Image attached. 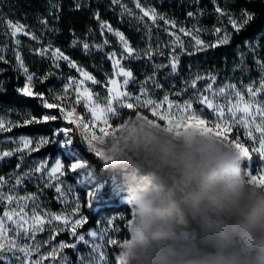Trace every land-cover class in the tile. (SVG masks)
Returning <instances> with one entry per match:
<instances>
[{"label": "trees", "instance_id": "1", "mask_svg": "<svg viewBox=\"0 0 264 264\" xmlns=\"http://www.w3.org/2000/svg\"><path fill=\"white\" fill-rule=\"evenodd\" d=\"M141 1L153 5L160 12L185 17L184 0ZM217 1L223 6H229L236 16L244 12L252 14L253 21L239 32L232 28L231 39L227 45L208 47L199 52H196L193 47L187 49V52H194V54L180 56L177 73L171 72L169 64L170 54H176L173 52L172 40L168 39L167 32L134 24L128 14H122V9L114 5L112 0H6L5 6L12 19L21 21L34 30L38 29V32H42V40L58 46L72 60L89 70L99 81L96 86L103 90L113 75V64L108 53L115 49L116 43L115 40L109 45L102 43L100 22L107 21L114 28L121 30L139 53L138 58L134 56L124 59V65L134 76L129 84L131 91H138L143 84L148 89V93L155 98H162L167 94L171 98L188 100L194 95L193 88L187 87L182 95H176V93L186 87L185 81L190 82L196 75L207 77L209 74H217L223 79H234L233 76H236L238 80H243L245 72L250 76L257 75V60L264 62V0ZM201 2L203 3V0ZM205 3L203 5L214 12L216 4L214 2L210 4L208 1ZM97 13H99V20L96 18ZM74 40L77 41L75 45ZM85 42L90 45L87 51L83 48ZM249 44L256 46L254 52L249 49ZM96 45L104 46L97 48ZM149 48L152 50L151 60L145 55ZM241 53L245 54L244 64L247 71L240 67ZM154 65H165V67L156 69ZM0 66L3 67V70H0V115L10 117L16 125L9 130V133L47 137L49 143L32 151V156L51 159L60 156L65 163L66 178L72 187L74 195L72 197L75 199L67 202L64 193L61 197L55 187H45L44 181L41 182L37 178L38 175L31 179L25 178V188L40 197L44 206L55 211L68 209L69 203H72V207L79 204L78 213L87 217V223L77 229L78 233L98 228L106 217L112 215L122 216L116 223L127 233L128 228L124 222L126 223L132 217L133 211L127 199V189L120 181L122 172L113 169L102 156L95 155L87 146L79 127L64 121L58 109H45L38 98L19 93L17 89L23 86L25 80L18 70L6 67V64H0ZM62 67L65 75L75 74L74 68L66 64ZM153 76L156 82L162 85L161 88H156L151 81L144 84L147 78ZM206 80L198 81L196 88L201 90ZM53 82L55 78L52 76L37 86V91L44 93V96L51 101L53 98L49 89ZM197 107L200 108V106ZM49 111L58 116L57 121L24 124L25 119L35 116L37 120H40ZM63 128L71 129L68 138L72 139L64 147L58 142L64 136L63 132L58 130ZM77 160L82 162V166L69 170L70 164ZM17 164L19 160L16 156L0 159V176L12 173L17 168ZM89 191L95 193L90 206L86 196ZM63 240L69 244L76 242L70 237L68 230L56 233L53 239L55 243ZM63 251L69 257L71 264H78V254L91 255V248L83 243H80L76 250L65 248ZM0 264H3V261H0ZM111 264H117L114 256H111Z\"/></svg>", "mask_w": 264, "mask_h": 264}, {"label": "clouds", "instance_id": "2", "mask_svg": "<svg viewBox=\"0 0 264 264\" xmlns=\"http://www.w3.org/2000/svg\"><path fill=\"white\" fill-rule=\"evenodd\" d=\"M119 145L106 159L133 211L121 264H264V184L229 142L141 117Z\"/></svg>", "mask_w": 264, "mask_h": 264}, {"label": "snow or ice", "instance_id": "3", "mask_svg": "<svg viewBox=\"0 0 264 264\" xmlns=\"http://www.w3.org/2000/svg\"><path fill=\"white\" fill-rule=\"evenodd\" d=\"M112 3L121 4V0H112ZM136 8L140 10L142 15L138 17V19L143 20L144 17H148L153 23L157 21V19L164 20L163 15H158L154 8H144L139 3V0H135ZM79 7V5H77ZM122 14L127 13L131 15V10L128 9L125 5L121 4ZM216 12L223 15L222 10L217 7ZM194 14L192 12L188 13V16L191 17ZM96 18L99 20V13L96 14ZM254 17L252 14L248 12L242 13V19L237 21V19L229 17V23L232 27L239 32L246 25H248L251 21H253ZM46 23V21H42ZM165 24H171L172 27H175V21L165 20ZM8 26L12 29V35L15 36L18 32H23L25 35H28L27 32L24 31V26L19 23H13L8 21ZM107 29L108 32L116 35L120 43L123 46L124 52L127 53L125 57L123 54L121 58H115V53H109V59L112 60L113 68L115 71V76L123 77V84L121 85L119 81L115 78H112L108 81L110 87H108L109 97L106 105L101 106L96 102L94 98V94L85 87L86 81H91L93 84L99 83L95 79L93 75L79 68L75 61H72L70 57L64 55L63 52L59 48L51 50L50 47L37 49V52L44 56L51 50V55L53 57V63L56 67H59L58 61H66L70 68H76V70L80 73L82 79L79 81L75 80L72 77L68 78V83L63 86V94H56L53 97V102H49L47 98H45L44 93L34 92V74H29L28 69L24 67L23 60L17 53L16 59L18 62V66L23 70V73L26 77L25 83L23 87L18 88L17 91L24 96L27 97H36L42 101V106L45 109H58L60 113V117L64 121H68L72 125H78L81 129L88 128V125L84 123L79 115H73L76 112V108L73 106L81 105L87 109V111L91 114L93 124L98 123L100 125L99 131L102 135L96 136L93 134L92 138H89L88 134L82 133L84 135V139L87 142V146L90 148L92 152L97 156H102L103 153L98 150L94 141H101L104 138L103 133H105L106 126L109 125L110 119L116 117L118 115V109H134L135 107H140L144 109H148L152 116L156 117V119H151L154 121H161L164 125L168 127L169 130L175 128L177 130L180 129H188V128H196L204 133L214 134L225 141L229 142L235 149L240 160L250 157L249 150L243 147L237 140H230L229 136L233 132V129L243 128L244 135L248 140L256 141L259 139V147L253 149L255 152H259L262 156H264V103L258 102L256 97L264 94V62L257 60V67L261 72V81L260 86L253 90L252 85H247L246 90L250 99L245 101L243 94L237 88L235 84H225L223 87L219 89H214L213 85L216 81V76L209 74L207 77L196 75L191 81H185L186 87L182 89L180 92L176 93V95H182L184 91L187 90V87L193 88L194 95L190 97L188 100L184 101L183 104L173 102L169 99V95L165 94L163 99L160 102H156L151 98H141V95H137L134 98V103L129 102L132 97L131 94L127 91H121V88H126L131 80L134 79L133 73L130 70H125V68L121 65V60L125 58H133L139 57V53L136 52L135 49L129 44L128 40L125 38L124 34L119 31H114L110 24L107 22L101 21V31ZM179 31L184 33L185 35H191L190 32H187L184 28H180ZM215 33L219 34L221 32L220 28L214 29ZM170 35L175 36V39L172 41L173 51H175V47H179L181 52L176 55L169 56V64L171 67L172 73H177L179 68L180 56L183 54L193 55L194 52H187L183 42L181 41L179 36H176L175 33H169ZM32 39H37V37L33 34ZM194 44L192 47L196 52L204 51L208 47H218L220 45H227L230 42L231 35L224 30V35L219 37L216 42L212 45L206 44L203 40L197 39L193 37ZM19 43V41H16ZM77 41H73L75 45ZM108 43L107 40L104 41L106 45ZM104 45H96L97 48H102ZM251 51H255V47L251 44L248 45ZM83 48L87 51L90 48L88 43H83ZM162 54V53H161ZM149 60L152 59V50L149 48V51L145 54ZM244 53L240 55V67H242L245 71H247V67L244 64ZM4 60V56L0 55V61ZM165 67V65H154V68L160 69ZM48 75L40 78L41 81L46 80ZM208 79L211 82L208 83L204 89V92L209 93V95H204L200 92L199 89L196 88L197 82ZM148 81H151L152 84L155 85L156 88H161L160 85L153 77H149L146 79L144 84H147ZM76 93L75 101L73 103L69 102L68 92L70 89H73ZM148 89L142 84L140 88V93L147 97ZM235 98V102H232V98ZM217 98H223L226 103H218L216 102ZM194 102L200 105V113L201 115H197L194 110ZM166 105V107H165ZM207 110L211 113L212 119L205 120L203 119V112ZM179 113V118H175V114ZM137 117H140V112L137 111ZM144 118L148 119L146 116ZM58 116L54 114H45L42 116L40 120H37L35 116H32L31 119H25L24 124L31 123H40L47 121H57ZM186 121H194V123L186 124ZM10 124V122H9ZM210 125V126H206ZM16 126V125H11ZM123 125H119V128ZM10 127L5 126V122L0 119V132L9 131ZM58 132H63L65 137L69 136L71 129L63 128L59 129ZM179 134V132H178ZM72 141L71 138L66 140H62L64 143H70ZM18 143L22 145V148H17L12 151H4L0 153V158L2 157H10L13 156L16 152H22L24 149H27L28 152L35 151L42 147L43 145L49 143L47 138L41 137L35 141V148L30 147L34 141L29 138L22 136L19 138ZM23 159V157H21ZM36 164L34 169H29L24 172L20 176H17L15 179V184L12 185V188H16L22 185L25 178L31 179L34 176L40 180H44L47 178L48 183L45 184V187H56V191L60 196H63L62 188L59 186L62 181L60 177L66 175L64 172V165L60 160H57L56 163L50 168H47V162H34ZM82 166V163L77 161L70 164L69 170H75ZM20 167V164H17V168ZM253 181L260 180L257 176H250ZM55 181V185L51 183ZM7 181L3 176H0V189L5 185ZM95 193L93 191H89L86 196L88 198V206L92 204V200ZM36 194H28L26 196H18L12 194H5L2 190H0V203L7 202V205H11L13 203L16 204V208L8 210L6 207L5 211L2 215H0V261H3V264H44L47 260L50 264H71L69 257L67 255H60L61 250L65 248H71L73 250L77 249V246L80 243H83L85 246L90 247L93 253L98 252L102 247V244L105 240L104 234H99L96 231H89L87 236L93 241V243H89V240L85 238L84 233H78L77 229L83 227L85 223H87V217L83 214L80 215L79 218L74 220L70 219V217L56 214V213H47L42 216L37 212L36 208L33 207L31 209V216L25 210L28 202L31 201L33 204L37 201ZM18 209V210H17ZM80 211V205L77 204L73 209V215ZM48 217V219H45ZM53 222H61L63 227L57 228L55 233L51 239L55 238V234L59 232H63L65 230L69 231L70 237L75 239V243H67L65 241H61L58 245H53L51 250L45 254L40 253V243L36 242L35 246L29 244H20V239H31L35 241V235L37 232L44 231L45 225H52ZM99 223V221H98ZM111 223V221H109ZM107 231L106 229L104 230ZM51 239L49 241H45V243H51ZM100 241V244L95 243V241ZM111 245H117L116 240L109 241ZM20 253L21 255H17ZM33 253H37L36 259H32ZM59 257V258H58ZM102 257V253H101ZM78 264H95V261L91 256H85L78 254Z\"/></svg>", "mask_w": 264, "mask_h": 264}, {"label": "rangeland", "instance_id": "4", "mask_svg": "<svg viewBox=\"0 0 264 264\" xmlns=\"http://www.w3.org/2000/svg\"><path fill=\"white\" fill-rule=\"evenodd\" d=\"M5 1L6 0H0V55L4 56V60L0 61V64H6V67H13L15 70H18L24 77V80H26V77L23 73V70L18 66V62L16 59L17 53L23 60L24 67L28 69L29 74H34L35 79H34V92L37 91V86L38 84L44 83L47 81V79L52 78V76L55 78V82H53L52 87L49 89L52 98L56 94H63V86L64 84L68 83V78L72 77L75 80L79 81L82 79L80 76V73L75 69V74H67L65 75L64 70L62 69V65L66 64L68 65V62L66 61H58L57 63L59 64V67H56L55 64L53 63V57L51 55V50H54L56 48H59L58 46L52 44L51 42H45L42 40V32H38V29L34 30V28L24 24L21 21L14 20L12 19L9 14L7 7L5 6ZM202 0H184L185 4V17H181L180 15L175 16L173 14H169L166 12H160L157 10L153 5L144 3L141 0H139V3L141 4L142 7L144 8H154L157 12L158 15H163L164 20L157 19L155 23H153L148 17H144L143 20L138 19L142 15L139 9L136 8L135 5V0H121V4L125 5L128 9L131 10V15L128 14L129 18H131L132 22L136 25L144 26L146 28L153 27L158 31H166L168 35V39H171L172 41L175 39V36L170 35L169 33H175L176 36H179L181 41L183 42L185 49H190L192 48V45L194 44V39L193 37L197 39L203 40L206 44L209 46L214 44L216 40L224 35V30L226 29L229 34H231V29L233 28L232 25L229 23V17L231 16L234 19H237L239 22L240 19H242V14L236 16L234 12L230 9L229 6H223L221 3H217V0H203V3L201 2ZM208 1L210 4L214 2L216 5L213 9L214 12H211L208 8H206L203 4ZM121 4H115L119 9L121 8ZM207 3H205L206 5ZM219 7L223 15L220 13L216 12V8ZM212 9V8H211ZM192 12L194 15L189 17L188 13ZM215 13V14H214ZM165 20L169 21H175V27H172L171 24H165ZM8 21L15 23H19L20 25L24 26V31L28 33V35H25L23 32H18L15 36H13L12 29L9 28L8 26ZM102 21V20H101ZM107 22V21H104ZM108 23V22H107ZM110 24V23H108ZM111 25V24H110ZM111 27L113 28L114 31H119L123 33L121 30L114 28L112 25ZM100 28H101V22H100ZM180 28H184L187 32H190L191 35H185L184 33H181L179 31ZM215 28H220L221 32L219 34L215 33L214 29ZM35 35L37 39H32V35ZM124 34V33H123ZM102 43L104 44V41L107 40L108 43L106 45L112 44L113 40H115V49L110 51L109 53H115V58L119 59L121 58L122 54L126 57L127 53L124 52L123 46L120 43L119 38L114 35L113 33H110L107 31V29H104L102 32ZM125 36V34H124ZM113 38V39H112ZM125 38L128 40V38L125 36ZM19 41L17 43L16 41ZM129 44L132 46L131 42L128 40ZM50 47V51L44 55L41 56L38 52L37 49H43ZM133 47V46H132ZM60 49V48H59ZM134 49V48H133ZM61 52L64 53V55L68 56L62 49H60ZM181 49L178 47H175V51H173L175 54H179ZM108 53V54H109ZM69 57V56H68ZM109 57V56H108ZM71 59V58H70ZM72 60V59H71ZM74 61V60H72ZM112 61V60H111ZM76 62V61H75ZM77 66L84 71H87L91 75H93L89 70H87L84 66L80 65L77 63ZM113 64V63H112ZM121 65L125 68V70H130L124 65V59L121 60ZM69 66V65H68ZM5 68V67H4ZM0 70H3V67ZM244 70V69H243ZM115 71L113 68V75L109 78H115L119 81V83L122 85L123 84V77H117L115 76ZM131 71V70H130ZM45 75H48V78L46 80L41 81L40 78L44 77ZM94 76V75H93ZM216 76V81L213 85L214 89H219L220 87H223L225 84L231 83L235 84L237 88L241 91V93L244 96L245 101H248L250 97L248 96L246 87L247 85H252L253 90L258 88L260 86V81H261V72L258 68L257 75L256 76H250L247 72H245L244 78L239 79L236 76H233L234 79L227 78L223 79V77ZM95 77V76H94ZM236 77V78H235ZM96 79V78H95ZM97 80V79H96ZM108 80V81H109ZM210 80H206L204 83L203 88L200 90L201 93L204 95H209V93L204 92V89L208 83H210ZM25 83V81H24ZM130 84V82H129ZM129 84L127 85L126 88H121V91H127L128 93L131 94L132 99L129 102L134 103V98L137 95H141V98H151L156 102H160L162 98H155L151 96L147 92V97L143 96L140 93V88L138 91L133 92L129 89ZM24 85V84H23ZM23 87V86H22ZM85 87H87L93 94L94 98L97 103H99L101 106L106 105L109 93H108V87H110V84L107 82V84L104 86V90L102 88H99L96 86V84H93L91 81H86ZM75 91H74V86L73 89H70L68 92V97H69V102L73 103L75 101ZM46 98V97H45ZM48 99V98H47ZM169 99L173 102H177L180 104H183L184 101L186 100H178L175 98L169 97ZM49 102H53L50 99H48ZM53 100V99H52ZM256 100L258 102L264 103V94H261L256 97ZM216 102L218 103H226V101L223 98H217ZM232 102H235V98H232ZM73 106L76 108V112L73 113V115H79L81 119L84 121L85 124L88 125V128L86 129H81L79 128L81 134L82 133H87L89 138H92L93 134L96 136L102 135L99 131L100 125L98 123L93 124L91 114L87 111V109L81 105H75L73 103ZM200 106L198 103L194 102V110L196 111V114L199 116L201 115L200 113V108L197 107ZM166 107V105H165ZM137 111L140 112V117L136 116ZM48 114H52L51 111L48 112ZM179 113L175 114V118H179ZM146 116L148 119L144 118ZM143 117L146 120H150L154 123H157L161 126H166L163 124V122L157 120H151V119H156V117L152 116L151 112L148 109L140 108V107H135L134 109H118V115L116 117H113L110 119V123L108 126L105 128V133H103L104 138L101 141H94V144H96L97 148L99 151L103 153L102 157L107 161L106 157L109 155L110 150H119L120 145L119 141L121 139V132L128 126L129 121L132 119H138ZM0 119H2L5 122L6 127H10V130L14 125L13 120L10 117H3L0 115ZM203 119L205 120H211L212 116L211 113L205 110L203 112ZM10 122V124H9ZM68 124L69 122L66 121ZM186 124H191L194 123V121H186ZM119 125H123L122 127L119 128ZM78 126V125H77ZM210 126V125H206ZM25 136L31 138L34 143L30 146L32 148H35V141L38 140L41 137L47 138L45 136H27V135H12L9 133V131H3L0 132V153L4 151H12L17 148H22V145L18 143L19 138ZM83 138L84 135L82 134ZM68 137H61L58 142L61 146H65L66 143L62 142V140H66ZM230 140H237L238 143H240L243 147L247 148L250 153L249 158H245L241 160L243 167L247 170V175L250 177L252 175L257 176L258 179L255 182L258 184H264V156H262L259 152L253 151V149L259 147V139L257 138L256 141H251L248 140L245 135H244V130L243 128L233 129V132L229 136ZM85 140V139H84ZM86 142V140H85ZM87 143V142H86ZM13 156H16L19 160L20 167L16 168L12 173L3 176L7 183L2 186V190L5 194H12V195H18V196H26L28 194H32V192L28 191L25 188L24 181L22 185L12 188V185L15 184V179L17 176H20L24 172L28 171L29 169H34L36 164L34 162H42L46 161L47 162V168L50 169L57 160H60L61 163L64 165V172H67L65 163L61 159L60 156L51 159L48 157H36L32 156V152H28L27 149H24L22 152H16ZM12 157V156H10ZM10 157H2L0 159H5V158H10ZM23 157V159H21ZM78 161V160H77ZM73 161V162H77ZM72 162V163H73ZM81 162V161H79ZM82 163V162H81ZM39 176V174H37ZM252 180V178L250 177ZM25 180V179H24ZM60 180L62 183L59 185L62 188V191L64 193L65 200L67 202H71L72 200L75 199L72 191V187L66 178V175L63 177H60ZM44 181V184L48 183L47 178L45 177L44 180H41V182ZM55 185V181H52ZM56 188V187H55ZM37 196V195H36ZM37 201L35 204L33 202L29 201L28 205L26 207V211L29 213V216H31V209L33 207L36 208L37 212H39L40 215H44L45 212L47 213H56V214H62L65 216L70 217V219L74 220L76 218L80 217L79 213H76L73 215V209L75 208L72 207V203H69V208L64 209V210H59L55 211L52 209L47 208L46 206L43 205L42 200L40 197L37 196ZM128 199V198H127ZM130 202V201H129ZM6 207L8 210H11L13 208H16V204L13 203L11 205H7V202H2L0 203V215L3 214L5 211ZM18 210V209H17ZM133 216V215H132ZM122 218L121 215H112L110 217H106L101 224L99 225L98 228H92L86 231L85 238L89 240V243H93L91 239L87 236V233L89 231H96L99 234H104L105 235V240L102 244V247L98 252L93 253L90 251V256L92 259L95 261V264H111V256H114V259L116 260L117 264H121L119 260V255L123 249V246L128 242L130 238V228H131V223H132V217L124 224L127 225L128 231L127 233L124 232V230L121 229V227L118 225L117 219ZM45 219H48V217H45ZM111 221V223H109ZM63 227V224L61 222H53L52 225H45L44 231L42 232H37L35 235V241L31 239H20V244H29L32 246H35L36 242H39L41 247H40V253L39 254H45L48 251L51 250V247L53 245H58L61 241L59 242H54L53 239H51L55 233V230L57 228ZM107 230L106 232L104 230ZM51 239V243H45V241H49ZM116 240L117 245H111L109 241L111 240ZM65 241V240H63ZM66 242V241H65ZM95 243L100 244V241H95ZM102 253V257H101ZM37 253H33L32 259H36ZM17 255H21L20 253H17ZM60 255H67L63 250H61ZM87 257V255H85ZM59 258V257H58ZM13 264H15V261H13ZM44 264H50L49 261H45Z\"/></svg>", "mask_w": 264, "mask_h": 264}]
</instances>
